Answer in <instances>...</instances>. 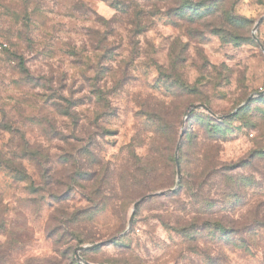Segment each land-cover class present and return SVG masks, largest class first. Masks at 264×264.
<instances>
[{"label":"rangeland","instance_id":"374dc122","mask_svg":"<svg viewBox=\"0 0 264 264\" xmlns=\"http://www.w3.org/2000/svg\"><path fill=\"white\" fill-rule=\"evenodd\" d=\"M259 44L264 0H0V264H264Z\"/></svg>","mask_w":264,"mask_h":264},{"label":"water","instance_id":"95a60500","mask_svg":"<svg viewBox=\"0 0 264 264\" xmlns=\"http://www.w3.org/2000/svg\"><path fill=\"white\" fill-rule=\"evenodd\" d=\"M260 21V20H259ZM259 21L257 22L256 26L258 25ZM252 37L254 39H256V37L254 36V32L252 33ZM260 45V48L261 50L263 51L264 53V47ZM264 91H260L258 93H256L257 95H261L263 94ZM255 94H250L238 107L235 108V110L233 112H236L238 109H240L241 107H243L244 105H246L254 96ZM195 108H202L203 110L207 111L208 113L213 114V112L210 110V108H208V106H206L205 104H202V103H197V104H192L188 110H187V115L185 116L184 119H186L189 115V113L191 112V110L195 109ZM233 112H231L230 114H232ZM230 114H227V115H222V116H216L218 119H223L225 117H227L228 115ZM184 135V129L182 128L180 133H179V136H178V140H177V143H176V146H175V149H174V163H175V168H176V185L178 184V182L180 181V177H181V172H180V166H179V162H178V150H179V147H180V143H181V140H182V137ZM174 190V188H171V189H168V190H162V191H159V192H155V193H149V194H146L142 197H140L139 199H137L133 205H132V209H131V212H130V216H129V220H128V226H127V229L130 227L131 223H132V220H133V216H134V212L137 208V206L145 199L147 198H150L152 196H157V195H162L164 194L166 191H172ZM96 244H94L95 246ZM86 247L84 246H80L77 248V250H81V249H84ZM75 252V257L77 260L81 261L83 264H93V263H90V262H87L85 260H83L82 258H80V256L78 255V252Z\"/></svg>","mask_w":264,"mask_h":264},{"label":"trees","instance_id":"16d2710c","mask_svg":"<svg viewBox=\"0 0 264 264\" xmlns=\"http://www.w3.org/2000/svg\"><path fill=\"white\" fill-rule=\"evenodd\" d=\"M227 120H222V121H214V123H215V125L216 126H218V127H220L221 128V126H223V123L224 122H226ZM261 152V150L258 152V153H260ZM254 153V156L256 155V152H253ZM178 162H179V158H178ZM179 166H180V162H179ZM209 168H207L206 170H204L203 171V173H207V175H209L210 173H211V171L213 170V168L212 169H209ZM180 170H181V168H180ZM226 171H229L230 173H232L233 172V170H234V167L233 168H229V169H225ZM202 173V174H203ZM227 175V174H226ZM228 177H232V174L231 175H227ZM200 185H203V184H200Z\"/></svg>","mask_w":264,"mask_h":264}]
</instances>
